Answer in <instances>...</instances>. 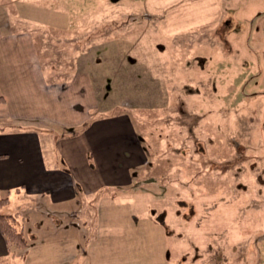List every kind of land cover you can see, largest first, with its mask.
<instances>
[{
	"label": "rangeland",
	"instance_id": "rangeland-1",
	"mask_svg": "<svg viewBox=\"0 0 264 264\" xmlns=\"http://www.w3.org/2000/svg\"><path fill=\"white\" fill-rule=\"evenodd\" d=\"M8 23L46 86L82 79L97 111L128 115L147 160L82 218L20 211L26 247L49 243L28 264H264V0H0ZM39 125L53 165L69 131Z\"/></svg>",
	"mask_w": 264,
	"mask_h": 264
},
{
	"label": "crops",
	"instance_id": "crops-1",
	"mask_svg": "<svg viewBox=\"0 0 264 264\" xmlns=\"http://www.w3.org/2000/svg\"><path fill=\"white\" fill-rule=\"evenodd\" d=\"M11 27L8 23L5 31L0 28V121L9 127L7 131L0 128V199L8 200L4 207L13 199V208L21 215L28 205L32 210L41 208L59 227L61 220L54 215L66 216L69 206H76L68 212L72 217L82 218L78 209L81 203H100L94 200L96 195L111 185L119 189L131 186L133 171L146 169V155L131 118L97 111L82 79L61 89L46 86L30 34L11 32ZM88 98L92 106L86 105ZM36 123L56 124L69 131L55 146L62 149L61 163L54 160L52 165L44 158L38 137L42 127ZM72 127L81 128L71 131ZM22 192L28 200L17 204ZM2 208L0 213L13 214ZM22 216L27 218L25 223L32 219ZM22 227L25 231L23 223ZM31 234H26L30 241L26 252H21L0 233V264H28L34 249L49 245L36 243V236ZM70 243V257L74 258L77 244L74 240Z\"/></svg>",
	"mask_w": 264,
	"mask_h": 264
},
{
	"label": "trees",
	"instance_id": "trees-1",
	"mask_svg": "<svg viewBox=\"0 0 264 264\" xmlns=\"http://www.w3.org/2000/svg\"><path fill=\"white\" fill-rule=\"evenodd\" d=\"M7 202L8 200L6 198L0 199V208L6 206ZM23 221L24 217L18 212L14 214L0 213V233L13 249L26 252L27 242L22 230ZM17 224H19L20 227H18Z\"/></svg>",
	"mask_w": 264,
	"mask_h": 264
}]
</instances>
